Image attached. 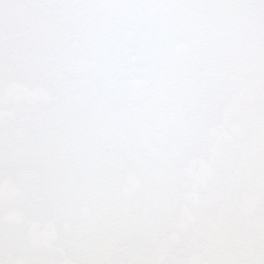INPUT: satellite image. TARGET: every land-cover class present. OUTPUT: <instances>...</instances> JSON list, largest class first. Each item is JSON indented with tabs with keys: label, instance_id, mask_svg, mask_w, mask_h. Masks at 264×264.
Instances as JSON below:
<instances>
[{
	"label": "snow or ice",
	"instance_id": "1",
	"mask_svg": "<svg viewBox=\"0 0 264 264\" xmlns=\"http://www.w3.org/2000/svg\"><path fill=\"white\" fill-rule=\"evenodd\" d=\"M0 264H264V0H0Z\"/></svg>",
	"mask_w": 264,
	"mask_h": 264
}]
</instances>
